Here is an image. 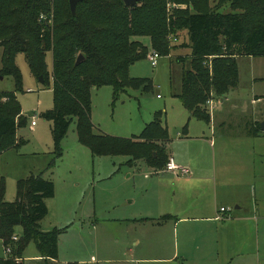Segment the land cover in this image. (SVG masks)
Returning <instances> with one entry per match:
<instances>
[{"label":"trees","instance_id":"1","mask_svg":"<svg viewBox=\"0 0 264 264\" xmlns=\"http://www.w3.org/2000/svg\"><path fill=\"white\" fill-rule=\"evenodd\" d=\"M227 4L232 13L210 11L209 0H140L130 7L122 0H82L72 15L68 0H0V75L11 76L15 82L13 92H0V153L21 144L16 129L26 124L16 99L22 81L15 58L23 54L34 76L53 91L54 108L42 117L53 122L59 154L60 141L75 121L79 143L93 157L122 156L129 158V165L142 161L150 170H163L170 159V138L161 114L156 113L133 138L95 133L91 92L110 86L115 98L127 89L151 91L150 80L129 76V68L148 54L135 38L147 37L152 51L168 57L175 50L168 39L184 33L190 56L181 72L177 97L191 118L209 123L206 102L237 87L236 59L264 57V0H227ZM79 55L83 60L76 65ZM245 132L264 134L259 123L247 125ZM54 194L51 180L42 174L30 175L17 182L16 199L8 203L0 179V240L5 249L11 247L0 264H22L21 253L30 242L42 262L56 264L58 235L65 230L44 233L40 229L48 212L45 201ZM16 226H21L23 234L13 241Z\"/></svg>","mask_w":264,"mask_h":264},{"label":"rangeland","instance_id":"2","mask_svg":"<svg viewBox=\"0 0 264 264\" xmlns=\"http://www.w3.org/2000/svg\"><path fill=\"white\" fill-rule=\"evenodd\" d=\"M209 6L210 11L232 13L227 0H209ZM177 7L186 9L185 6ZM49 15L52 22L53 11ZM176 38L178 42L168 40L178 48L168 57L160 56L156 67L151 66L147 54L129 68L130 77L152 82L151 91L127 89L114 98L110 86L92 90L91 121L95 133L133 138L153 121L156 113H160L162 125L168 128L171 143H174L168 148L174 150L173 146L178 143L175 136L188 122L187 112L177 96L180 93L181 72L184 67L187 68L186 60L190 56L188 47H179L185 42V34ZM135 40L146 47L148 53L152 52L147 37ZM1 57L0 48V71ZM177 60L186 61L185 66ZM46 61L50 70V54L46 55ZM236 63L239 76L236 89L222 98V105L209 111L213 125L206 126V136L211 138L209 127L214 128L216 152L224 144L226 147H237L240 143L238 139L245 135V127L256 124L254 120L262 121L264 118V57H238ZM15 64L22 81V90L16 93V99L26 124L16 129V140L21 144L0 153V179L5 185V201L11 203L16 199L18 181L42 174L53 182L55 194L45 201L48 212L40 223V229L44 233L53 229L65 230L58 235L56 264H121L119 260L124 259L121 255L122 243L117 245L118 238L124 241L121 221L128 215L129 209L133 211L135 208V212L139 213V204L155 197L156 176L150 175L151 171L142 161L129 165L127 157H93L79 143L75 121L69 123L60 141L59 154L52 134L53 122L42 117L43 113L54 108L53 91L51 87L45 88L34 76L23 54L16 55ZM14 89L13 77L0 75V92H13ZM157 91L160 99H157ZM254 96H260V101L255 102ZM214 109L219 112L215 113ZM32 121L35 122L34 127H31ZM252 141L250 148L258 142L264 144V136ZM205 148L207 153L214 154L213 149ZM174 154L178 155V152ZM255 188L256 200L264 202V191H260L259 184ZM132 200H135V206L130 204ZM22 234L21 226H16L14 237L20 238ZM7 255L0 240V259ZM21 256L22 264H45L37 261L39 252L33 242L27 244ZM154 264L163 263L158 260ZM261 264H264L263 256Z\"/></svg>","mask_w":264,"mask_h":264},{"label":"crops","instance_id":"3","mask_svg":"<svg viewBox=\"0 0 264 264\" xmlns=\"http://www.w3.org/2000/svg\"><path fill=\"white\" fill-rule=\"evenodd\" d=\"M173 40L178 42L177 38ZM186 40L187 37L179 47H186ZM222 98H211L213 108L223 104ZM254 99L259 102L261 97L254 96ZM207 109L212 110L208 106ZM186 114L187 125L175 136L178 143L173 146L174 150H169L174 144L169 139L167 151L176 165L188 169V175L168 172L166 167L160 171L149 169L150 175L156 176V195L139 204L141 212L129 209L121 221L124 241L118 238L117 245L122 243L124 259L119 262L261 264L264 202L256 200L255 185L259 184L260 191H264V144L258 142L253 148L250 145L264 134L248 136L245 132L242 139H238L237 147L224 144L216 152L214 128L209 127L211 138L206 136V126L213 125L212 116L210 122L205 123ZM260 122L254 120V123ZM206 146L213 149L214 154L207 153ZM177 152L178 155L174 154ZM130 204L135 206V200ZM220 208L229 212L220 213ZM37 261L42 263L40 257Z\"/></svg>","mask_w":264,"mask_h":264},{"label":"built area","instance_id":"4","mask_svg":"<svg viewBox=\"0 0 264 264\" xmlns=\"http://www.w3.org/2000/svg\"><path fill=\"white\" fill-rule=\"evenodd\" d=\"M159 58H160V55L157 52H155V51H152L151 53H148V55H147V59L150 62L152 67H156L157 66V62H158ZM209 59H211V58H209ZM158 97H159V95H158ZM207 106L209 107V109H213L214 103H213L212 99L207 101ZM31 125L34 126L35 122L32 121ZM166 169H167L168 172H176V171H178L180 176H187L188 172H189L186 167H182V166L176 165L172 158L169 159V161L167 163V166H166ZM227 212H229V209L220 208V213H227ZM220 218H221V215L218 216V219H220ZM12 240L13 241H17V238L13 237ZM10 252H11V249L9 247H7L6 248V253L9 255Z\"/></svg>","mask_w":264,"mask_h":264},{"label":"water","instance_id":"5","mask_svg":"<svg viewBox=\"0 0 264 264\" xmlns=\"http://www.w3.org/2000/svg\"><path fill=\"white\" fill-rule=\"evenodd\" d=\"M82 0H68V3H69V8H70V11L72 13V15L75 14V8H76V5L81 2ZM124 5L127 6V7H130V6H135L140 0H122ZM83 60V57L81 55H79L75 61V64L78 65L81 61ZM39 82L42 84L43 81H42V78L40 77L39 78ZM259 127H260V130L262 132H264V118L263 120L259 123Z\"/></svg>","mask_w":264,"mask_h":264}]
</instances>
